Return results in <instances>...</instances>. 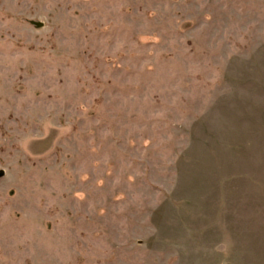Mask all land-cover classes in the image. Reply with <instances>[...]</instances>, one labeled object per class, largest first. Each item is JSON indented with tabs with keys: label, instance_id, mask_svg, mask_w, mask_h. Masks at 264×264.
<instances>
[{
	"label": "rangeland",
	"instance_id": "1",
	"mask_svg": "<svg viewBox=\"0 0 264 264\" xmlns=\"http://www.w3.org/2000/svg\"><path fill=\"white\" fill-rule=\"evenodd\" d=\"M0 264H264V0H0Z\"/></svg>",
	"mask_w": 264,
	"mask_h": 264
},
{
	"label": "water",
	"instance_id": "2",
	"mask_svg": "<svg viewBox=\"0 0 264 264\" xmlns=\"http://www.w3.org/2000/svg\"><path fill=\"white\" fill-rule=\"evenodd\" d=\"M35 25H37V26H42V23L41 22H33Z\"/></svg>",
	"mask_w": 264,
	"mask_h": 264
}]
</instances>
